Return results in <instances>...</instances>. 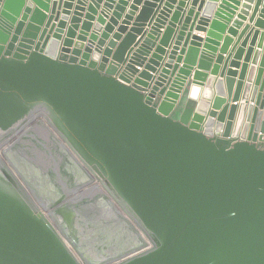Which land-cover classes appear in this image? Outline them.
Returning a JSON list of instances; mask_svg holds the SVG:
<instances>
[{
    "label": "water",
    "instance_id": "95a60500",
    "mask_svg": "<svg viewBox=\"0 0 264 264\" xmlns=\"http://www.w3.org/2000/svg\"><path fill=\"white\" fill-rule=\"evenodd\" d=\"M127 1L0 0V264H264V0Z\"/></svg>",
    "mask_w": 264,
    "mask_h": 264
},
{
    "label": "crops",
    "instance_id": "0c3cea01",
    "mask_svg": "<svg viewBox=\"0 0 264 264\" xmlns=\"http://www.w3.org/2000/svg\"><path fill=\"white\" fill-rule=\"evenodd\" d=\"M132 4H133V0H128L124 12L127 11L128 8H129V6L132 5ZM252 7H253V6H252ZM251 14H252V9H250V11H248V13H247V15H246V17H245V18H246L245 21H244L245 23H248V20H249ZM121 20H122V19H121ZM121 20H120V21H121ZM251 25H252V23L250 24V26H251ZM228 27H232L231 23H227V24L225 25L224 30H227ZM224 30H223V31H224ZM260 30H262V29H260ZM219 32H220V31H219ZM191 33L194 34V35L200 36V37H204V36L206 35V31H205V30H204V31H203V30H198V29H196V28H193L192 31H191ZM224 34L226 35V31H225ZM235 38H236V37H233V38H232L233 41H232V43H231V45L229 46V48H228L227 51L230 50V47L232 46V44H233ZM254 48H255V46H254ZM138 68H140V67H138ZM232 68H233V67H232Z\"/></svg>",
    "mask_w": 264,
    "mask_h": 264
},
{
    "label": "flooded vegetation",
    "instance_id": "af4514ba",
    "mask_svg": "<svg viewBox=\"0 0 264 264\" xmlns=\"http://www.w3.org/2000/svg\"><path fill=\"white\" fill-rule=\"evenodd\" d=\"M79 244V243H78ZM81 245V244H80ZM79 245V248L82 250V247Z\"/></svg>",
    "mask_w": 264,
    "mask_h": 264
},
{
    "label": "bare ground",
    "instance_id": "6f19581e",
    "mask_svg": "<svg viewBox=\"0 0 264 264\" xmlns=\"http://www.w3.org/2000/svg\"><path fill=\"white\" fill-rule=\"evenodd\" d=\"M81 246V245H80Z\"/></svg>",
    "mask_w": 264,
    "mask_h": 264
}]
</instances>
